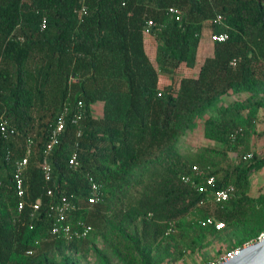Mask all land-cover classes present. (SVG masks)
<instances>
[{
    "label": "trees",
    "instance_id": "16d2710c",
    "mask_svg": "<svg viewBox=\"0 0 264 264\" xmlns=\"http://www.w3.org/2000/svg\"><path fill=\"white\" fill-rule=\"evenodd\" d=\"M148 20L157 24L151 38L144 36ZM206 32L229 39L212 42L200 64ZM187 69L197 74L186 76ZM242 94L247 98L223 103ZM66 108L47 184L41 162ZM263 109L264 0H0V118L11 128L0 133V264H54L56 257L74 264L69 257H88L98 239L120 264L176 262L226 231L240 241L229 251L256 241L264 231V198H252L250 187L264 155L252 150V138ZM202 118L205 140L223 148L181 154L178 143ZM29 140L25 192L29 202L42 199V207L18 213L14 172ZM194 166L205 175L196 183L208 189L214 177L215 188H236L233 198L202 204L210 192L182 181ZM90 178L104 193L93 206ZM63 195L81 205L72 224L92 225L86 239L50 236ZM209 216L225 229L203 227Z\"/></svg>",
    "mask_w": 264,
    "mask_h": 264
},
{
    "label": "built area",
    "instance_id": "2783aa9c",
    "mask_svg": "<svg viewBox=\"0 0 264 264\" xmlns=\"http://www.w3.org/2000/svg\"><path fill=\"white\" fill-rule=\"evenodd\" d=\"M85 12V9L83 10ZM170 13L176 16L177 21H181L183 15L176 8H171ZM222 17H218L215 23H221ZM46 20L43 22V27H45ZM157 26L156 22L153 20H148L146 24V28L144 30V36L146 38H151L153 35V30ZM211 42H225L229 39V35L227 33L223 34H211L210 36ZM236 60L232 62V65H236ZM75 82V79L72 80ZM79 106H82V103H79ZM68 112V108L64 110V112L58 117L56 123L52 126L51 134H50V142L47 145L45 150V156L41 162V171L43 174L44 181L49 184L52 181V173L53 168L49 161V155L52 152L55 144L57 143L58 138L62 135L65 126H66V114ZM11 130L9 126L8 120L3 117L0 118V133L6 135ZM13 132V131H12ZM33 155L32 148V140H29L26 145V151L24 157L16 163V168L14 172V182H15V191L17 195V211L18 213L25 212L28 207L31 208L32 211L37 212L42 207V199H37L34 202H29L25 192V173L28 170L30 159ZM253 158V153L246 154L244 156L245 160ZM70 165L72 167H77V154H73L70 161ZM204 172L200 170L197 166H194L192 169V174L185 175L182 178V181L185 183L191 184L194 188L201 192L209 191L208 197L202 202V204H210V205H222L228 203L236 193V188L233 185H228L225 188H215V178L210 177L207 179V185L210 188L207 189V186L200 185L196 183L193 179L195 177L203 178ZM91 184V195L88 197L87 202L90 206L98 204L104 200V193L101 184L97 183L94 178H90ZM47 194L50 196L53 194V190L48 188ZM1 197V193H0ZM81 210V205L76 202V197L74 195H63L61 196L59 203L54 208L53 215V224L50 228V236L63 237L67 240L72 239H86L91 232L93 231L92 225L87 223L85 220L80 219L77 220L76 224H72L73 215ZM200 224L203 227L214 226L216 230L221 231L225 229V223L219 221L214 216L206 217L205 219L200 221ZM264 239V233H262L256 241H252L250 243L245 244L243 247H238L233 250H230L223 255L217 257L213 261L208 264H222L232 260L234 257L240 254L243 248H246L256 242L262 241ZM29 256L34 254L33 250L27 252Z\"/></svg>",
    "mask_w": 264,
    "mask_h": 264
},
{
    "label": "rangeland",
    "instance_id": "374dc122",
    "mask_svg": "<svg viewBox=\"0 0 264 264\" xmlns=\"http://www.w3.org/2000/svg\"><path fill=\"white\" fill-rule=\"evenodd\" d=\"M204 47L202 46V49L200 51L199 59L200 64L202 60H204L207 56L212 54L213 50V43L210 41V37L208 32L204 35ZM148 53L153 56L154 50L152 49V40L149 39L146 41ZM197 74V70H185L186 76H192ZM168 82L166 80H162V85L167 84ZM247 98V94H242L241 96H228L225 97L223 100L224 104H230L232 101L236 100L237 98ZM94 113L96 116H100L99 112V106L96 105V108L94 109ZM209 115H205L204 118H208ZM198 121L197 126L190 132H188L178 143L177 148L178 151L181 154H191L196 152L199 148L205 147V146H213L219 148H223L221 145H217L216 143L206 141L204 138V128H203V121ZM253 145L252 150L255 151V153L262 157L264 155V109L260 111L259 113V120L254 132V137L252 138ZM230 157L232 158L233 162L239 163L240 157L238 153H231ZM250 196L254 199H263L264 198V169L255 174L251 180V187H250ZM198 216H201V214H197ZM190 218L184 220V223L189 222ZM264 233L261 232L259 236ZM239 239V238H238ZM240 241L237 240V237L232 236L231 234L228 235L227 231L222 232V235L218 237H210L208 238L204 246L199 248L198 251L195 253L190 252L185 255V257L182 260L179 261H172L170 259H157L155 258L154 264H207V262H211L217 257L223 255L224 253L228 252L230 248L240 245ZM247 242L243 243L246 244ZM104 257V258H103ZM103 259H106L109 264H120L118 263V260L114 258L113 254L108 251L106 248L105 243L98 239L95 242V245L93 246L90 255L86 258L79 255H73L72 257H69V262H73L74 264H101ZM160 260V261H159ZM67 262V260L64 259V257H56L53 259L52 262L54 264H63ZM159 261V262H158Z\"/></svg>",
    "mask_w": 264,
    "mask_h": 264
},
{
    "label": "water",
    "instance_id": "95a60500",
    "mask_svg": "<svg viewBox=\"0 0 264 264\" xmlns=\"http://www.w3.org/2000/svg\"><path fill=\"white\" fill-rule=\"evenodd\" d=\"M222 264H264V239L243 248L239 255Z\"/></svg>",
    "mask_w": 264,
    "mask_h": 264
},
{
    "label": "crops",
    "instance_id": "0c3cea01",
    "mask_svg": "<svg viewBox=\"0 0 264 264\" xmlns=\"http://www.w3.org/2000/svg\"><path fill=\"white\" fill-rule=\"evenodd\" d=\"M146 40H147V39H146ZM148 40H149V39H148ZM204 46H205V45H204ZM204 46H203V47H204ZM209 56H211V54H210ZM207 57H208V56H207Z\"/></svg>",
    "mask_w": 264,
    "mask_h": 264
}]
</instances>
